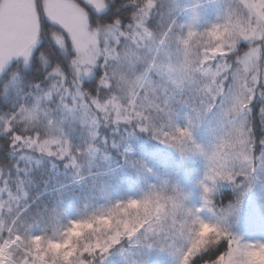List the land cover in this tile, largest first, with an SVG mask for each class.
Masks as SVG:
<instances>
[{
    "label": "trees",
    "instance_id": "16d2710c",
    "mask_svg": "<svg viewBox=\"0 0 264 264\" xmlns=\"http://www.w3.org/2000/svg\"><path fill=\"white\" fill-rule=\"evenodd\" d=\"M74 1L86 11L88 28L96 32V43L90 48L96 63L85 65L80 60L81 57L77 58L67 33L47 20L43 2L38 0L41 6L37 45L26 65L21 61H14L0 76V117L11 119L13 115L16 116L12 135L5 131L7 125L0 121V189L4 186L5 190L11 191L12 196L9 198V194L2 192L6 197L0 208V228L3 233L13 227V221L19 217L16 229L31 235L41 234L48 240L60 241L72 221H90L106 214L115 204L126 203L138 193L139 182H134L132 173L122 176L120 170H128L130 162L132 170L135 168L136 163L131 159L143 155L144 151V146L139 142L150 139L147 133L140 130L142 118L137 117L136 112L147 117L144 123L149 120L152 124H157L167 120L166 113L170 106L174 110L173 122L177 126H184L192 117V108L196 105L193 96L203 80L202 76L193 77L190 70L196 55L206 54L207 45L203 40H198L197 36L206 27L213 25L210 14L200 20L192 18L190 24L193 26L183 27V15L178 16L179 11H173L172 0H159L161 6L150 20L153 37H137L139 44L131 47L130 44H135V39L129 42L126 38H117L111 30L114 21L119 20L122 24L120 32L127 37L128 24L131 23L134 11L130 0H104L108 6L101 13H97L83 0ZM206 7L210 8L209 5ZM207 8L203 11H208ZM171 20L176 23L170 24ZM169 27L173 31L169 32ZM189 30L196 35L185 45L184 40L177 38L181 34H187ZM162 40L150 73L152 58ZM166 43L171 44L165 51L173 56L172 62L180 66L183 63L185 67L184 76L183 73L180 75L183 76L182 79L175 78L174 83L168 82L165 75H159L158 66ZM247 48L244 41L238 45V50ZM223 51L224 62L231 65L229 71L233 73L239 66L235 50L225 48ZM263 65L264 59H261L259 68ZM85 68L91 71H85ZM147 73L146 84L139 88ZM74 85L79 86L91 100L117 102L132 117L131 121L115 125L102 121V124L97 125L98 134L91 141L90 149H95L97 156H106V162L96 159L95 164L86 165L76 174L72 167L65 166L67 158H63V161L51 159L44 164L28 167L24 161L17 159L15 147L11 146L14 145L12 136L20 134L25 138L37 135L40 139L54 138L62 128L69 130L67 141L70 159L74 156V164L78 167L82 163L88 164L87 161L84 162L88 144L86 128L78 124L66 127L60 122L56 111V103L64 89ZM145 87L147 99L138 101L135 110H129V100L136 99L132 95L133 89L139 94ZM154 88L155 94L152 91ZM163 88L173 91V99L167 105L159 100L158 94L163 93ZM257 98L256 96L252 102L247 125L253 127L259 141L264 139V130L259 118L257 105L260 101ZM184 101H190L191 107L186 106ZM133 136L137 141H134ZM126 139L134 150L131 155L122 154ZM140 171L136 170L137 173ZM79 178L82 180L76 181ZM231 198L230 191L225 190L224 200ZM90 236L91 233H87L85 240ZM91 238L94 239L92 236ZM126 246L127 239H124L110 255Z\"/></svg>",
    "mask_w": 264,
    "mask_h": 264
},
{
    "label": "snow or ice",
    "instance_id": "6c2138e0",
    "mask_svg": "<svg viewBox=\"0 0 264 264\" xmlns=\"http://www.w3.org/2000/svg\"><path fill=\"white\" fill-rule=\"evenodd\" d=\"M41 2L48 3V0H41ZM85 4H94V0H84ZM130 4L133 6L134 11L131 15V23L128 24V34L124 37V34L120 32V27H122L121 21H114L111 26V30L115 33L117 38H126L129 42L133 39L136 40L135 44H130L131 47H136L139 44V39L141 38H151L153 37L152 26L150 23L151 18L154 16L153 13L161 6L159 0H130ZM244 6L249 10L250 16L248 18L247 26H240L237 35L242 37L244 40L249 41L252 44L251 48H247L244 57L237 56V63L243 65V75L241 71L233 75V79H238L243 76V89L246 95L250 96V101L248 104H241L239 96L234 97V103L232 105L233 111H239L241 108L244 109V114L251 113L252 102L256 98V90L251 87L248 82L249 76H251V81L257 87H260V72H259V61L264 59V43L257 44V41L264 42V0H243ZM40 2L38 0H0V69H4L5 65L8 64L13 57L24 56L25 63L28 61L27 50L30 42H25L20 45L21 42L25 41L29 26L32 22L33 14L37 28L40 23ZM98 10H103L108 5L102 2L99 4H94ZM73 5L68 2L61 3H48L49 11L46 14L51 15V9L62 10L61 23L65 26H70L73 22L72 9ZM84 15L87 16L86 11ZM54 19L57 17H53ZM175 20H171L170 24L174 25ZM228 24H231L229 19ZM228 24L223 26L221 30L220 25H214L211 31L208 33L213 39H221L223 35L228 31ZM86 25L80 26V36L84 39L85 43V59L82 61L85 65H91L96 63V59L93 55V50L87 47V42L94 40V37H89L87 31H85ZM169 32L173 31L171 27L168 29ZM162 35L164 33H161ZM196 35L195 32L189 30L187 38L184 40L185 45ZM163 43V41H161ZM129 45H126L128 47ZM233 50L236 51L235 48ZM212 51L218 52L220 48L213 49ZM107 60V55L105 56ZM206 65V61H205ZM231 65L223 64L222 66H217L215 69L207 68L205 70L211 74L212 83L216 85L215 89H210L216 95H223L224 82L227 80L228 71ZM254 69V72H249V69ZM85 71L90 72L91 70L85 68ZM151 69L149 72L151 73ZM248 72V75H244ZM182 79V77H180ZM146 84V80L143 82ZM147 88H142V91L137 94L135 89H133L132 95L136 97L135 100L130 99L129 103L131 107L135 110L138 101L147 99L145 95ZM260 96L264 98V89L261 90ZM184 104L191 107L190 101H184ZM215 107L214 104H210L209 110ZM163 111V109H161ZM261 114H264V107H261ZM167 119L173 121L174 110L172 107L167 109ZM137 117L142 118V123L139 126L140 130L147 132V123L143 121L147 120V117H142V114L137 111ZM16 116L13 115L11 119L0 117V121H3L7 128L5 131L12 135L14 131V120ZM132 117L126 113L117 112V120H124L125 122L131 121ZM155 132L156 129H153ZM238 134L236 140L241 145L247 144V136L243 129L237 130ZM177 136H171L169 133L165 132L163 135L167 139L169 146L173 147L178 151L181 156L185 155L192 149L189 148L188 144L185 142V138L192 140V144L195 146V151L199 152L206 160L209 161L210 173L207 179L212 181L211 185L201 182V187L203 189L202 199L204 201V207H209L212 203L211 196L215 191V182L219 178L221 180L231 182L233 180V175L230 171H226L228 168V163L219 158L218 151H214L211 154L205 152L203 148L196 144L193 139L192 133L188 128H176ZM94 133V135H97ZM12 140L16 142L12 147L25 143L28 146H36L42 152H47L48 155H55L56 153L50 149V145L59 143L55 139L41 140L39 135L36 139L31 137L25 138L20 134L12 136ZM261 145H264V139L260 141ZM223 145H218L217 147H222ZM254 147V146H253ZM60 154L70 155L69 147H62L60 149ZM240 156L245 162H251V158L245 153L241 152ZM259 163L264 167V150H261L259 156ZM76 158L71 157V162L75 163ZM253 173L256 172L255 165L252 166ZM151 171V169H148ZM255 177L248 179L247 183L251 189L254 184ZM9 198H12L11 191H9ZM3 194L0 193V196ZM158 200L153 196H146L143 200H129L126 203L115 204L106 214L95 217L90 221H72L70 227L67 229L65 236L60 241H52L46 239L43 235H30V247L26 250V258L24 264H88L85 256H94L97 252L101 254L103 259L101 264H105L106 257L112 253L115 246L120 245L121 241L127 239L130 242L139 244L141 241L138 239L141 232L145 233L144 239H147V233L154 232L155 229L152 227V221L149 218L151 215V210L154 203ZM20 205H17L19 208ZM203 210V209H201ZM235 206L230 205L227 212L229 215H234L237 212ZM159 208H157V213ZM17 220L13 221V227L7 229L8 238L4 239L3 232L0 231V264H11V254L9 249L23 239V237L16 231L15 225ZM202 229L212 228L215 229L214 225L200 221ZM147 226V227H146ZM91 233L94 239L85 240V235ZM200 242L197 241L193 245V248L198 250ZM150 252L153 248L152 244L147 245ZM253 246H246L245 253L247 254ZM165 247H157L155 252L167 251ZM180 256V264H190V259L192 256V251H185L183 249L177 250ZM150 258V256H149ZM147 264V260L143 262ZM220 264H236L235 255L233 250H230L226 257L220 258Z\"/></svg>",
    "mask_w": 264,
    "mask_h": 264
},
{
    "label": "rangeland",
    "instance_id": "374dc122",
    "mask_svg": "<svg viewBox=\"0 0 264 264\" xmlns=\"http://www.w3.org/2000/svg\"><path fill=\"white\" fill-rule=\"evenodd\" d=\"M84 1V0H83ZM68 2L71 3L74 7L72 9L73 14V22L70 26H65L64 23H61V17L63 15L62 10L60 9H51V15L46 14L49 11L48 3H61ZM102 0H94V4L101 3ZM104 2V0H103ZM228 0H172L173 11L178 12L180 15H183L181 25L183 27H191L193 24H190L191 19H201L206 16V14H210V17L213 18V25L218 22V20L223 15L226 10V3ZM48 3L43 2V11L49 22L58 27L62 28L69 39L71 40L74 50L77 53V58L81 57V61L85 59V41L80 36V26L86 25L85 31H87L89 37H94V40H90L87 42V47L90 49L96 43V32L91 31L88 28L87 17L84 15V9L76 3L74 0H48ZM94 4L90 5L97 13H101L105 10H98ZM205 5V6H204ZM210 6L208 9L206 6ZM207 8L208 11H203V9ZM57 18H53V17ZM38 32L39 26L35 23L34 14L32 18V22L29 26L26 38L24 42H21L22 46L25 42H30L27 50L28 61L29 58L37 45L38 42ZM163 41V40H162ZM162 43L160 42L157 46V49L153 56V63H151V69L154 65V61L156 59V55L160 50ZM170 43H166L164 48L162 49V57H160V64L158 66L159 75L163 76L166 80L170 81V83H174L175 78H180V75L185 74V67H183V63H173L171 55L167 54L165 51L170 47ZM165 51V52H164ZM224 51H218L217 55L219 56L220 64H228L225 63L223 55ZM14 61H21L25 65L24 56L13 57L12 60L5 65L4 69H0V76L4 72V70ZM213 63V69H215V62ZM207 66V65H205ZM239 69L241 71V75H243L242 69L243 65L239 64ZM228 71L226 73L227 80L224 82L223 95H216L212 92L211 95V104H214L215 107L209 110L208 113H205L203 117H200L197 114V119L194 120L193 117L190 120H187L185 124L192 123L191 130L193 134V139L199 143L205 149L211 148L215 149L217 147V143L219 141L226 140L227 137L231 136L236 138L238 134L239 125L235 123L236 121H244L247 123L248 117L251 114L245 115L244 113H239L238 115L233 111L229 113L226 111L228 107H232L234 103V94L230 92L229 88L226 87V83L228 80L233 79V75L236 73V69L234 71ZM260 72V87L256 86V96L259 106V118L263 126L264 130V114H261V107H264V98L260 96L261 87H264V65L262 68H259ZM147 74L143 80H141V88L144 85V81H147ZM182 76V77H183ZM202 76V75H201ZM203 82L198 87V90L195 92L193 96V102L198 105L201 100L205 99L207 93L204 91V83L205 79L212 81L211 75L208 77H201ZM168 81V82H169ZM168 82L166 85H168ZM167 88H163L161 91L163 93L158 94L159 100L162 101L164 105H167L173 99V91L168 90ZM155 94V88L152 90ZM56 111L58 114V118L62 124H65L66 127H70V125L78 124L79 126H83L87 131V149H86V158L84 162L87 161L88 164H80V167L71 162V159L68 155H64L63 157L60 154V149L62 147H69L68 138V129H60L59 133L54 138H47L41 140L55 139L59 143L50 145V149L55 152V155H48L47 152H42L36 146H28L25 143H21L15 147V153L18 160H22L26 163L28 167L32 165H41L48 160L54 159L56 161L64 160L63 158H67L66 167H72L73 173L76 174L78 171L82 170L86 165L90 166L96 163V159L100 162H106L107 157L97 156L95 149L91 148V141L95 139L96 128L98 124H102L104 122H110L112 124H117L120 122H125L124 120H117V112L126 113V109L121 107L117 102L108 100L104 102H98L95 100H91L87 98L86 94L80 90L79 86L74 85L72 88H65L59 97L56 103ZM195 105V106H196ZM131 104L129 105V110H132ZM193 110V108H192ZM131 112V111H129ZM147 123H152L148 120ZM28 138V137H26ZM32 139H36L35 137H31ZM134 141H137V138L133 136ZM231 143V141H228ZM141 146H144L143 155H139L138 157L131 159L136 163L135 168L132 170V162L129 163L128 170L122 169L120 173L122 176L130 175L132 173V179L134 182H139L138 193L134 195L131 200H143L146 196H153L158 199L166 198L171 194H174V190L183 189L188 194L187 203L190 206H199L200 203V186L199 180L203 175V172L206 167V161L202 155L199 153L187 152L185 155L181 156V154L172 148L169 145H164L162 143L157 142L156 140L150 138L147 140H143ZM16 142L14 141V145ZM239 149L243 150L244 145L237 144ZM134 150L129 141L124 142L122 147L123 155H131ZM98 157V158H97ZM24 164V163H23ZM53 164V163H52ZM51 166V165H50ZM140 169V172H136V170ZM151 169V171H148ZM135 173H137L135 175ZM151 177V179H149ZM82 178L77 179L76 181H80ZM155 189V191H153ZM229 190L231 195L233 196V190L229 186H225L220 190L219 198L222 201L224 200V191ZM5 192L6 194L9 191L3 186L0 189V193ZM264 194V188L258 187L255 192H253L249 198L247 203L244 206L243 219L240 224L241 231L247 236L249 240L255 239H264V209H261L259 206L258 198ZM4 201H6V197L4 195L0 196V208L3 206ZM203 217L206 219H213L211 215L207 212L202 213ZM0 218V222H1ZM1 231V228H0ZM186 242L182 239H178L176 242V247L173 250H167L163 252H155L151 257L154 261V264H180V256L177 252L178 249H182ZM144 247V244L140 242L136 244L134 242H130L127 240V246L121 248L118 252H115L112 255H108L106 257V264H136V257L141 253L138 251Z\"/></svg>",
    "mask_w": 264,
    "mask_h": 264
},
{
    "label": "clouds",
    "instance_id": "9594fccd",
    "mask_svg": "<svg viewBox=\"0 0 264 264\" xmlns=\"http://www.w3.org/2000/svg\"><path fill=\"white\" fill-rule=\"evenodd\" d=\"M226 10L227 11H224L218 22L214 24L220 25L221 30H223V26L228 24L229 19L231 20V24H228V31L221 39H213L208 35L214 25L206 27L205 30L197 36L198 40L204 41L207 45V49L206 54L198 53L196 55L190 70L193 77L202 75L206 78L211 75L205 70V61L207 68H213L212 62H215V68L223 65L219 63V56L217 55V52L212 51L213 49L220 48V51H222L225 48H228L229 50L235 48V57H244L246 50H238V45L241 41L246 42L248 48L252 47L249 41L244 40L237 35L240 26H247L248 18L250 16L249 10L243 4V0H228L226 3ZM187 34H181L177 39L180 41L185 40ZM259 43L264 42L257 41V44ZM254 71V69H249V72ZM239 72L240 69L237 67L236 73ZM101 75H103V71L101 72ZM244 75H248V72H245ZM248 82L251 87L256 90V85L252 83L251 76H249ZM225 86L234 94V97L239 96L241 104L246 105L249 103L250 96L246 95L243 89V76L238 79L228 80ZM215 87L216 85L212 83V81L205 79L204 91L207 93V96L205 99L201 100L191 112L194 120L197 119V114H199L200 117H203L205 113L209 112L212 95L210 89H215ZM262 89H264V87H261V90ZM226 111L232 113L233 109L232 107H228ZM243 112V108L239 111H235L237 115ZM235 123L239 125L238 130L243 129L247 136V144L244 145L243 150L236 146L238 142L236 138L231 136L227 137L224 141H219L217 146H223L219 148L216 147L215 149H205L195 141L196 144L200 145L203 150L209 154L218 151L219 158L228 163V168L225 170L232 173L233 180L229 182L217 178L215 182V191L211 196L212 203L209 207H204L201 182L208 185L212 184V181L207 179V176L211 174L209 161L204 158L206 161V167L199 180V206H190L187 203L188 194L183 189L174 190V194H171L166 198L158 199L154 203L149 217L155 231L147 233V239H144L145 233L143 231L141 232L140 237H138V239L144 244V247L138 250L141 254L135 258L136 264H143L145 260H147V264H154L151 257L155 253L156 248L162 246L168 250H173L176 247L178 239H182L186 242L182 248L183 250H191L193 253L190 259V264H220V258L226 257L230 250H233L234 252L236 264H264V239L258 238L255 240H249L240 229L244 206L247 203L249 196L255 192L258 187L264 188V167L260 165L258 159L261 150H264V145H261V140H257L252 126L248 127L247 123L244 121H236ZM191 125L192 123H188L184 126H177L173 121L167 119L166 121L157 124L147 123L149 130L145 133L157 142L169 145L163 133L167 132L171 136H177V127L188 128L192 133ZM153 129H156V131L154 132ZM228 141H231V143ZM185 142L188 144L189 148L192 149L189 152L199 153L195 151V146L192 144L191 139L185 138ZM241 152H245L251 158V162H245L240 156ZM253 165L256 167L255 173L251 170ZM251 177H255V180L250 189L247 181ZM225 186L232 188L233 196L230 200L222 201L219 198V194L220 190ZM153 191H155V189H153ZM258 200L260 208L264 209V194H262ZM230 205L235 206L238 209L234 215H229L227 212ZM157 208H159L158 213ZM204 212L209 213L213 219L209 220L204 218L202 215ZM200 221L214 225L215 229H202ZM16 231L23 237V239L18 245L9 249L11 254V264H24L26 250L30 247L31 234L20 231L19 229H16ZM3 236L4 239H7L8 232H4ZM88 239H91V236L88 237ZM197 241L200 242L198 250L193 248V245L196 244ZM149 244L153 245L151 252L147 247ZM246 246H253L247 254L245 253ZM85 259L88 261V264H101L103 257L97 252L94 256L86 255ZM129 259L131 264V258Z\"/></svg>",
    "mask_w": 264,
    "mask_h": 264
}]
</instances>
